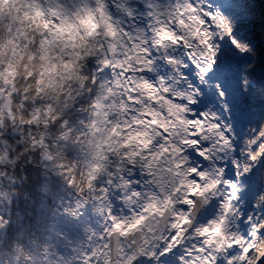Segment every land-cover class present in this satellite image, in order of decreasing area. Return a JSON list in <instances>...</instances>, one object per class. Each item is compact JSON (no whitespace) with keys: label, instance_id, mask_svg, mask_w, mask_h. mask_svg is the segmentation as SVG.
Wrapping results in <instances>:
<instances>
[{"label":"snow or ice","instance_id":"obj_1","mask_svg":"<svg viewBox=\"0 0 264 264\" xmlns=\"http://www.w3.org/2000/svg\"><path fill=\"white\" fill-rule=\"evenodd\" d=\"M0 264H264V0H0Z\"/></svg>","mask_w":264,"mask_h":264}]
</instances>
